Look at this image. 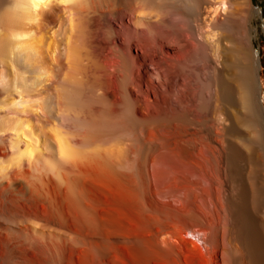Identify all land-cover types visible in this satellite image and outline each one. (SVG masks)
<instances>
[{
	"label": "bare ground",
	"instance_id": "bare-ground-1",
	"mask_svg": "<svg viewBox=\"0 0 264 264\" xmlns=\"http://www.w3.org/2000/svg\"><path fill=\"white\" fill-rule=\"evenodd\" d=\"M87 1L0 0V207L17 202L22 216L62 235L47 249L54 264L64 263L67 247L92 246L88 233L74 229L72 217L56 211L43 184L22 182L28 169L48 183L52 175L65 181L78 175L80 167L42 131L49 123L42 96L58 80L61 64L84 52L90 34L86 47L95 48L99 92L111 114L126 98L133 115L150 125L144 139L154 145L155 157L168 160L170 216L185 224L209 264H264V90L261 55L254 52V20L262 11L254 0H151L153 13L149 8L151 14H141L143 5L134 0H100L90 26L84 23L91 33L79 37L78 22L86 19L79 21V14L95 4ZM260 27L264 32V22ZM45 30L54 42L46 53L47 34L40 37ZM48 95L56 108L53 119L65 126L60 97ZM25 133L35 145L25 143ZM6 158L19 165L2 167ZM88 205L78 210L85 225ZM8 243L0 238V255Z\"/></svg>",
	"mask_w": 264,
	"mask_h": 264
},
{
	"label": "rangeland",
	"instance_id": "rangeland-1",
	"mask_svg": "<svg viewBox=\"0 0 264 264\" xmlns=\"http://www.w3.org/2000/svg\"><path fill=\"white\" fill-rule=\"evenodd\" d=\"M89 1L95 4L89 6L90 8L87 9L89 12H83V10L79 14V21L86 19L84 22H78L79 29H84V34L81 30L76 31L78 36L91 33L90 27H86L84 23L89 20L86 23L91 24L93 11L97 9L100 3L106 2V0ZM145 1L134 0L138 3V6L143 5L140 7H146L145 9L141 8V14L153 13L152 1ZM148 2L150 4H147ZM146 4L151 7L146 6ZM254 5L262 11L260 15H257L258 20H254V27L258 26L259 29V35L254 41V52H259L261 55L262 88L264 90V32L260 27L261 23L264 22V0H254ZM84 6L86 5L84 4ZM147 9L151 11L149 12ZM144 10H147V12ZM61 15L60 13L58 16ZM75 25L78 28L77 23ZM82 27L84 28L82 29ZM49 32L45 30L40 34V37L47 34L43 38V41H45L42 48L44 53H46V48L54 43L51 32ZM75 36L74 40L76 42L79 38L76 36L75 39ZM87 36H85V39H89H86L88 40L86 44H90L91 35ZM78 41L82 42V39ZM80 42L78 46L77 43H73L75 45H72L74 49L78 50L80 48ZM89 44L86 46H89ZM84 46L82 50L88 54L92 50L90 53L94 57H91L90 54L89 56L84 55L85 53L79 49L81 52L77 51L76 61L70 64L72 67L69 64H64L65 66L61 64L58 80L48 86V93L58 95L61 99L60 112L62 115L60 113V117L63 115L67 117H65V124L67 123L65 126L60 120L53 119L56 108L48 100V93L42 96L44 112L51 120L48 119L51 124L43 123L42 131L48 137L50 136V140L52 138L55 145H60L62 157L68 160L71 159L70 162L72 161L75 166L77 165V168L80 167L79 172L78 170L76 172L78 175L72 176V181L69 180L70 178L65 181L61 177L62 174H59V178L52 175L51 182L48 183L43 179L36 180L35 177H38L39 174L28 169L25 174L26 180H22L23 184L27 186L30 181L43 184V192L51 194L46 195V197L49 200L51 196V200H54L53 205L61 217L68 214L72 217L74 229L80 235H87L88 233L90 246H92L87 251L76 246L67 247L63 264L208 263L209 261L206 262L207 258L203 257L206 254L200 245L186 235L185 224L170 216L169 194L165 189L168 160L164 154L155 157L154 145L144 139L150 125L148 127L145 121L133 115L131 104L126 98H123L122 105L116 111L117 113L111 114L109 103L99 92L100 77L98 76L101 75V66L97 63V58L93 59L95 58V48L90 45L91 50H89L88 47ZM81 60L85 63L80 62ZM91 63L95 64L92 66L93 69ZM74 64H77L76 68ZM97 70H100V72ZM89 72L92 74L90 75ZM95 78L98 79L95 80ZM29 106L30 104L27 103L25 107L29 108ZM54 123L56 124L54 125ZM24 131L26 132L27 129ZM24 137L26 144L35 145L33 144L35 142L33 137L28 134ZM57 139L59 142H57ZM6 159L8 160H5L6 162L1 165L2 167L10 168L19 165V162L14 161V158ZM28 160L30 159H25L24 169H26ZM47 167L49 169V166ZM48 174H51V172L48 171ZM60 177L65 183L61 182ZM68 181L72 183L70 184ZM45 200L42 199V202L47 205V200ZM82 205H88V210L90 209V214L88 211V225L82 224L81 220L77 218L78 210ZM11 216L15 217L12 218ZM27 218L22 216V211L17 202L0 207V238H6L9 241L8 244L2 245L3 252L0 255V264H54L51 261L52 254L50 255L47 249L62 240V235H59L50 227H45L40 221ZM173 221L174 223H172ZM28 246L31 249L33 248L32 251ZM4 255H6V258Z\"/></svg>",
	"mask_w": 264,
	"mask_h": 264
}]
</instances>
